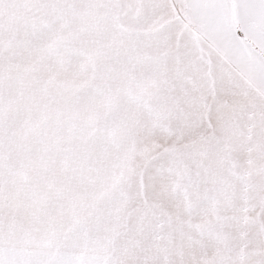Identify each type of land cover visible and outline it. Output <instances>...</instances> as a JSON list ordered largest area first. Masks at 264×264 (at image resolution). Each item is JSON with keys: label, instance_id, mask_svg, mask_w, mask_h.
Listing matches in <instances>:
<instances>
[{"label": "snow or ice", "instance_id": "obj_1", "mask_svg": "<svg viewBox=\"0 0 264 264\" xmlns=\"http://www.w3.org/2000/svg\"><path fill=\"white\" fill-rule=\"evenodd\" d=\"M0 264H264V0H0Z\"/></svg>", "mask_w": 264, "mask_h": 264}]
</instances>
